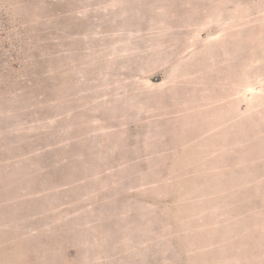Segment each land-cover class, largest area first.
<instances>
[{
  "label": "rangeland",
  "instance_id": "rangeland-1",
  "mask_svg": "<svg viewBox=\"0 0 264 264\" xmlns=\"http://www.w3.org/2000/svg\"><path fill=\"white\" fill-rule=\"evenodd\" d=\"M0 264H264V0H0Z\"/></svg>",
  "mask_w": 264,
  "mask_h": 264
}]
</instances>
